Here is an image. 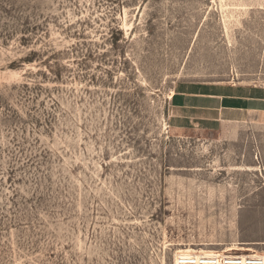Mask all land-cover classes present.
<instances>
[{"label":"rangeland","instance_id":"374dc122","mask_svg":"<svg viewBox=\"0 0 264 264\" xmlns=\"http://www.w3.org/2000/svg\"><path fill=\"white\" fill-rule=\"evenodd\" d=\"M181 83L264 90V0H0V264L263 254L264 111L185 119Z\"/></svg>","mask_w":264,"mask_h":264},{"label":"crops","instance_id":"0c3cea01","mask_svg":"<svg viewBox=\"0 0 264 264\" xmlns=\"http://www.w3.org/2000/svg\"><path fill=\"white\" fill-rule=\"evenodd\" d=\"M171 106L185 119L214 125L243 121L264 111V90L215 83H181L174 88Z\"/></svg>","mask_w":264,"mask_h":264},{"label":"built area","instance_id":"2783aa9c","mask_svg":"<svg viewBox=\"0 0 264 264\" xmlns=\"http://www.w3.org/2000/svg\"><path fill=\"white\" fill-rule=\"evenodd\" d=\"M174 264H264V255L248 250H225L214 254L176 253Z\"/></svg>","mask_w":264,"mask_h":264},{"label":"bare ground","instance_id":"6f19581e","mask_svg":"<svg viewBox=\"0 0 264 264\" xmlns=\"http://www.w3.org/2000/svg\"><path fill=\"white\" fill-rule=\"evenodd\" d=\"M173 94H174V91H172V96H173ZM192 245L193 244L187 245L186 247H183V248H178L176 253H178V254H180V253L191 254V253H194V252H199V253H205V254H214V253H217V252L225 251L227 249V248H225V249H221V250H218V249L213 250V249H206L205 247L195 248V247H192ZM232 250L257 251L255 248H253L251 246H243V247L234 246L231 249H227V251H232ZM257 252H259V251H257ZM263 255H264V253H263Z\"/></svg>","mask_w":264,"mask_h":264}]
</instances>
